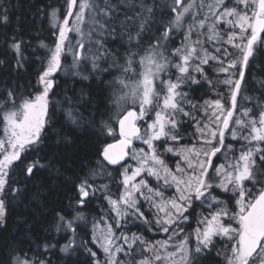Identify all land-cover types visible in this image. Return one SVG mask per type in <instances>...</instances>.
Listing matches in <instances>:
<instances>
[{
    "label": "snow or ice",
    "instance_id": "1",
    "mask_svg": "<svg viewBox=\"0 0 264 264\" xmlns=\"http://www.w3.org/2000/svg\"><path fill=\"white\" fill-rule=\"evenodd\" d=\"M131 7L139 11L125 18L138 23H134V32L126 26L123 29L128 44L122 57L124 63L119 65L123 75L110 82V86L111 83L119 85L114 98H110L114 112L109 121H101L99 129L101 135L119 138L115 143L103 144L99 155L107 164L120 166L122 171H117L122 177L123 191L115 199L110 194L104 198L115 213L117 229L122 227L121 221L135 218L169 233V238L149 242L135 233L117 235L112 224L101 228L94 221L91 243L102 250L103 259L97 250L88 246L89 241L83 238L78 241L76 222L84 220V215L75 209L90 206L100 190L93 182L100 173L89 169L72 182L73 194L66 198L72 212L55 213V231L71 234L60 251L74 255L82 249L87 254L85 264H204L211 255H221L217 241L222 240L226 244L224 264H264V105L254 104L253 107L258 108L255 112L253 108H244L241 117L233 121L244 80L243 70L239 71L238 79H233L236 73H232L222 81L230 92L227 108L222 96L205 100L201 105L190 98L189 91L183 90L185 87L191 90L192 85L200 84L201 80L212 83L204 70L210 61L217 63L216 71L229 73L238 65L246 68L250 59L255 60L257 51L264 50V0H171L168 5L171 17L167 22H160L159 35L153 34L147 40L145 34L151 31L149 21L155 8L144 0H134ZM114 8L105 3L101 9L95 0H66L63 18L58 14L59 9H53L49 15L57 28L56 39L51 46L41 43L47 55L36 72L32 90L26 96L21 94L22 86L5 87L0 92V123L3 124L0 228L6 223L8 202L26 192L29 180H35L44 171L49 176H64L57 156L44 151L55 115L56 102L50 99L56 94L53 91L57 87L55 77L65 70L69 54L72 56L69 67L77 70L89 61L96 69V61L108 56L116 63L115 54L102 39L96 41L99 46L96 52L91 47L86 49L82 39L86 12L92 14L101 37L105 31L114 36L115 28L109 31L108 26L96 19L101 15L110 18ZM186 18L190 21L187 24ZM3 19L7 21L6 14ZM221 25L228 26L223 34L226 40L221 35ZM71 32L79 34L81 39L70 47ZM177 33L183 39L178 47H170ZM91 35L89 32L88 36ZM206 42H214L213 53L208 52ZM23 43L13 37L10 45L15 53L16 69H22L26 62ZM221 44L231 45L238 55L215 46ZM68 115L75 123L71 111ZM193 125L199 146L181 145L180 141L185 139L182 128ZM226 133L240 144L238 149L225 143ZM134 140L142 141L147 151L133 148ZM166 153L181 157L182 163L169 167L163 158ZM217 154L224 157V163H213L214 157L219 158ZM130 155L136 161L134 168L122 163ZM146 176L154 177L160 187H151ZM164 188H174L176 195L166 196L161 190ZM102 190L109 192L107 185H103ZM223 194H228V199L233 201L232 208L220 198ZM141 197L149 202L150 212L155 209L152 221L141 211ZM197 209H200L199 214ZM190 219L196 221L197 227L184 236L178 246L170 244L172 237L183 232V225ZM193 237L194 243H190ZM57 243L46 241L37 245V249L43 247L44 252L33 256H27L24 249L12 248L0 259V264H51L46 254L56 248ZM170 247L174 250L169 251ZM42 255L45 258H41Z\"/></svg>",
    "mask_w": 264,
    "mask_h": 264
},
{
    "label": "trees",
    "instance_id": "2",
    "mask_svg": "<svg viewBox=\"0 0 264 264\" xmlns=\"http://www.w3.org/2000/svg\"><path fill=\"white\" fill-rule=\"evenodd\" d=\"M95 2L101 9L105 7V3L115 6L110 18H105L102 15L96 18L108 26L109 31L111 28L116 29L114 36L108 35V32L105 31L102 39L104 45L115 54L116 63L113 62L112 56H108L96 62L98 65L96 69L86 64L81 67L80 73L72 72L70 69L56 74L57 87L53 90L56 94L50 96V99L56 102L55 115L52 116V124L48 129L47 146L44 151L57 156L64 176H49L47 171H44L35 180L27 182V190L23 195L8 202L6 223L0 228V259H4L12 248L24 249L27 256L43 254V247L37 249L36 246L51 241L52 243L58 242L57 247L46 254V258L51 261V264H85L87 254L82 249L74 255H65L60 251V246L67 243L66 238L71 234L55 231V213L62 211L63 214H68L72 212L67 207L66 199L73 194L70 191L72 182L89 169L100 173L93 181L100 190L97 191L96 198L90 206L75 209V211H82L84 215V220L76 222L77 240L83 238L85 241H89L88 246L97 250L103 259L98 246L91 243L89 228L102 210L108 208L107 200L104 197L109 194L116 196L119 192L122 177L117 171L120 169L119 165H109L99 155L102 145L115 141L118 136L101 135L99 129L101 121H109L114 112L110 98H114L113 93L119 89V85L111 83L110 86V82L117 81L123 75L119 65L124 63L122 57L128 48L126 33L123 29L126 26L134 32V23H138V21L126 20L125 17L126 15L133 16L134 11H139V9L131 7L134 0H95ZM144 2L155 8L154 15L149 21L151 31L145 34L147 40L153 34L159 35L160 22H167L171 17L168 7L171 0H144ZM207 2H211V0H207ZM53 9H59L58 14L63 18L66 0H0V61L4 62L0 64V92L5 87L22 86L21 94L26 96L32 90V85L36 83V72L42 67L41 62L47 55V49L41 47V43L51 46L56 39L54 33L57 28L51 22L49 15ZM5 14L8 17L7 21L3 19ZM189 22L186 18V24ZM227 27V25H221L222 36ZM205 31H207L206 28ZM13 37L24 41L22 49L26 62L22 69L15 68V53L10 47ZM223 38L227 39L226 36ZM182 39V35L177 33L170 47H178ZM201 39L204 38L201 37ZM215 46L221 47L222 50L226 48L229 53L238 55L236 49L231 45ZM205 47L209 53L214 52V42H206ZM134 50L139 51L138 49ZM68 58L67 56L65 61L67 66L71 65ZM217 67L215 61H210L209 65L204 66L208 79L212 81L211 84L201 80L200 84L192 85L191 90L187 87L183 90L189 91L190 98L198 101L201 105L205 100H215L222 96V103L228 107L230 92L222 81L232 73H236L232 78L238 79V73L243 69L238 65L229 73H220L215 70ZM85 76L88 79H84ZM197 79H200L199 75H197ZM257 103L264 105V50H258L255 60L250 59L245 68L234 118L241 117L244 108H253L254 112L258 111V108L253 107ZM186 110L188 109L186 108ZM51 111L52 107L50 106ZM69 111L76 118L75 123L73 118L69 117ZM2 131L3 124L0 123V138ZM182 133L185 137L183 142H193L197 135L194 125L185 126L182 128ZM63 137L68 139L62 140ZM226 140L227 144H232L237 149L240 147V144L232 137L226 136ZM120 171L122 170L120 169ZM103 185L108 186V193L102 190ZM229 204L233 207L232 202ZM72 214L74 215V212ZM138 226L137 223L135 228ZM136 230L147 235L146 227L142 229L144 231L139 228ZM225 249L226 244L222 240H218L217 250L221 251V255L219 257L211 255L204 261V264H224ZM41 258L45 257L42 255Z\"/></svg>",
    "mask_w": 264,
    "mask_h": 264
},
{
    "label": "rangeland",
    "instance_id": "3",
    "mask_svg": "<svg viewBox=\"0 0 264 264\" xmlns=\"http://www.w3.org/2000/svg\"><path fill=\"white\" fill-rule=\"evenodd\" d=\"M78 2H79V0H78ZM98 20H100V19H98ZM71 23H74V20L73 21H70V24ZM82 29H83V32H84V36H83L82 39L85 42V48L88 49L89 47H91L92 51L93 52H96L97 51V48L99 47L96 44V41L103 39V37H101L99 35L100 29H99V26L94 23V21L92 19V14L86 12L85 21H84V23L82 25ZM89 32L92 33L91 37L88 36V33ZM80 39H81V36L79 34H77L75 32L69 33V46L70 47L71 46H74L75 43H76V41L77 40H80ZM89 41H91V43H89ZM68 57H69L68 58L69 61L72 63V56H71V54H69ZM99 60H101V59H99ZM86 64L87 65H90L92 67L91 61L87 62ZM86 64H82L81 67L84 66V65H86ZM65 66H64V68H65L64 71L70 70V69H71L72 72H75V73H80V71H81V67L77 70V69H74L72 67H69V65L67 66L65 64ZM237 118H240V116L237 117ZM234 120H235V118L233 116V121ZM143 124H144V122H141V125H143ZM232 127H235V125L233 124ZM142 131H143V127H142ZM2 136H3V131H2ZM2 136H1V138H2ZM226 136L231 137V135L229 133H226ZM157 143H159V142H157ZM225 143L227 144L226 137H225ZM180 144L181 145L187 144L188 146H191L193 144H196L197 146H199V143H198L196 137H195V140L193 142H183V140H181L180 141ZM132 147L135 148V149L144 148L145 151H147V146L144 145L142 143V141H139V140H134ZM160 151H163V149L161 148ZM217 155H218L219 158H215L214 157L213 158V163L214 164H217V165L219 163H224V157L221 154H217ZM163 158L165 159V161L167 162V164L169 165V167H173L174 164L177 163V162H181L182 163V158L179 157V156H176L175 154L166 153ZM126 164H130L134 168L136 166V161L133 160L131 158V155H130L128 161L126 162ZM210 175H213L214 176V173H211L210 172ZM145 178L148 180V183H149V185L151 187H153V188L160 187V182L156 181V179L154 177H148V176H146ZM137 179H139V177ZM161 190H163L165 192V195L166 196H174V195H176V193L174 191V188H164V189H161ZM122 191H123V188L120 186V190L117 193V195L119 193H122ZM219 191L220 190H217V193L218 194H219ZM117 195L116 196H112V198L115 199L117 197ZM220 198L223 199V200H225L227 202L229 208H232L229 203L230 202L233 203V201H231V200L228 199V194H223V195H221ZM140 199H141V203L143 204V207L141 208V211L144 212L145 216L148 217V220L149 221H152L155 218V209H151V212H150L149 211V209H150L149 202L144 201L142 197ZM97 206L99 207V205H97ZM107 207L108 208L107 209H103L102 212L98 215V217L95 218V220H94V221H96V222L99 223V225H100L101 228H103L106 224H112L113 229L117 232V235H119L120 232H123L125 235H131L132 233H135L137 235L143 236L149 242H155L157 240H161L162 241V240H167L169 238V233H164L162 231H159L157 229V226H155V225H151V226L144 225L143 221L136 220L135 218H127L126 220L121 221L122 227L119 228V229H117L116 228L115 219H114L115 218V213L110 210L111 206L109 205L108 201H107ZM199 212H200V209H197V214H199ZM137 223L139 225L137 228H139L140 230H142L145 227L148 229L147 235H144L143 232H140V233L137 232V230H136L137 228H135L136 225H137ZM92 226H93V223L91 224V226L89 228V230H90L89 231V237L90 238L92 236ZM196 227H197L196 221L194 219H190L189 222H187L186 224L183 225L184 231L181 232V233H179L178 235L172 237V240L170 241V244H173V245H177L178 246L180 244V242H181V239L184 236H186L188 233H192L193 230ZM142 231H144V230H142ZM190 243H194V237L193 238H190ZM173 250L174 249L172 247L169 248V251H173ZM100 251H101V254H102V258H103L104 254H103L102 250H100ZM177 259H178V257H177Z\"/></svg>",
    "mask_w": 264,
    "mask_h": 264
},
{
    "label": "water",
    "instance_id": "4",
    "mask_svg": "<svg viewBox=\"0 0 264 264\" xmlns=\"http://www.w3.org/2000/svg\"><path fill=\"white\" fill-rule=\"evenodd\" d=\"M243 71L245 72V68H243ZM115 142H117V140H115V141H113V142H111V143H115ZM128 158H129V157L126 158V161L128 160ZM124 162H125V161H124ZM122 163H123V162H122Z\"/></svg>",
    "mask_w": 264,
    "mask_h": 264
}]
</instances>
